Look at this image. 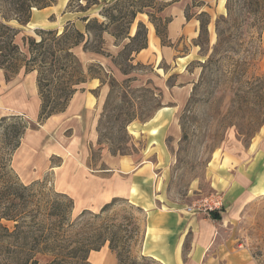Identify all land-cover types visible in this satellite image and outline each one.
<instances>
[{
	"label": "rangeland",
	"instance_id": "1",
	"mask_svg": "<svg viewBox=\"0 0 264 264\" xmlns=\"http://www.w3.org/2000/svg\"><path fill=\"white\" fill-rule=\"evenodd\" d=\"M157 1L166 3L171 0ZM78 3L85 5L84 0H74L69 10L70 13L69 11L65 12V7L61 11L63 14H72L65 15V18L72 16L67 22L74 23L78 30L83 31L84 29V24L78 19L79 17L88 16L89 18H96L99 22L104 20L99 15L102 6L92 7L88 12L82 14L74 12ZM201 3L204 5L201 6ZM225 4L226 0L223 9H218L215 6V0L211 2L183 0L186 16L195 19L200 12H206L210 21L207 27V39L203 36L198 40V32L195 39L182 40L178 49L179 54L176 57H189L177 61L181 65L176 70L171 62L167 63L160 59L156 63L155 56L157 53L152 54V48L140 53L138 57L132 55L133 59L130 62L125 56L119 55L118 57L123 43L114 46V38L108 34L103 35L105 52L112 56L110 60L113 67L118 71L114 73L110 69H104L103 72H92L93 75L96 74L101 78L103 85L108 89V93L97 109L95 124L97 143L102 145L96 144V146L91 147L88 158L89 167L95 168L99 165L102 151L111 155L110 151L121 149L132 157L140 156L146 147V139L144 133L141 134L136 131L139 125L152 118L161 107L171 106L174 101L180 100L183 104L176 112L174 130L164 140V148L169 155V160L161 167V170L155 171V174H158L155 180L162 181L164 184L161 190H164L167 196L166 203L178 204L183 209L193 206L206 196L214 194L210 190V184L216 182L219 175H224L223 170L234 168L237 163L232 156L236 157L244 153L264 126V32L262 35V55L257 66L251 72L247 74L233 72L234 64L229 60H220L215 65L207 63L212 47L216 43L214 23L217 16L225 13ZM123 8L128 7L124 5L121 10ZM167 8L161 14L165 18L170 17ZM50 19L52 20L54 17L51 16ZM67 22H64L62 26L59 25L55 30H42L61 33ZM125 22L126 19L119 20V25ZM138 22L143 23L146 30L150 26L153 27L145 14H138L129 28L130 35L135 33ZM13 26L19 29L15 41L21 51L26 53L23 38L32 37L39 40L35 31L40 29H34L29 23L26 26H17L16 24ZM210 26L214 32V38H212ZM133 28L134 32L132 33ZM199 42L202 47L196 45ZM169 46L172 47L170 43ZM82 53L85 52L80 47L74 49V54L82 63V69L86 70L91 63L95 62H90ZM234 58L236 59L237 55ZM117 64L119 69L116 67ZM121 70L125 71L126 75ZM21 72L23 69L12 77ZM42 72L47 81L53 76L50 68H46ZM112 78L117 83L111 88L110 80ZM85 84L76 86L77 91L70 96L63 107H57L59 111L54 115L68 113L75 94L84 92ZM161 84L164 86L163 89L159 87ZM170 86L181 90L188 88L187 93L164 98L163 92L168 91ZM147 88H156L160 93L154 90L156 95L158 94L154 97ZM50 91L51 94L59 95L52 87H50ZM97 93L98 90L93 91L94 95ZM23 119L28 123L24 133L38 130L46 121L36 124L37 116L34 120H29L25 116ZM128 120H132V122L127 125L126 130L119 131V124ZM8 123L11 126L17 122L12 120ZM14 126L18 128V125ZM15 132L16 129L13 128H7L0 132V191L5 192L9 198L8 203L3 204V207L5 210L7 207L10 208L6 211L9 216H16V219H0V264H20L22 262V258H20L19 262L15 263V257L11 254V246L13 245L21 247V250L22 247L33 248L34 250L39 248L36 245L35 236L40 234L39 222L43 219L46 206L51 204L60 205L62 209L60 211L66 212L67 209L69 214V220L65 223L71 224V226L66 227L68 232L63 236L65 239L59 238L68 247L78 242L90 243L96 234L95 232L99 227H102L104 221V224L111 226V230L118 231L119 250L129 252L130 257L127 256L125 264H132L133 258L144 256L141 253V248L146 228L145 211L119 197L102 214H100V209L105 204L98 210H94L93 205L83 206V209H79L75 205L74 196L60 190L66 184H56L55 182L56 173L53 167L61 164L63 158H50L48 160L49 167L44 168L42 172L38 173L39 175L34 172L28 174V177L26 174L21 176L12 162L13 155L18 149L12 150ZM99 133L101 138H99ZM49 135L45 140L36 139L29 143H42L43 150L47 142L54 141V133L51 132ZM69 137H71L70 131H64L59 138H55L59 142L65 141L61 144V151L66 147L69 148L67 146ZM39 158V156H33L31 159L33 167L31 166L30 169L32 171L36 170L33 169L34 165L40 164ZM151 159L154 160V155ZM162 170L164 171L163 174L160 173ZM3 178L8 184H1V180L4 181ZM219 195L221 196V194ZM66 204L67 208H64ZM69 206H72L71 209ZM168 207L172 206L169 205ZM5 210L0 208V213H4ZM83 211H85V216L81 219L79 215ZM94 215L98 217L94 218ZM16 220L20 224L22 223L23 232H29L33 235L32 238L26 239L27 244L23 243L22 235L18 239L8 236V233L14 230ZM224 230L226 233L222 234L220 241L234 240L236 247L244 250L250 260L254 261L255 264H264V195L247 200L238 206L234 215L227 219ZM94 255L97 256L98 260L93 259ZM84 258H86L85 262L78 261L76 264H103V262L104 264L106 262L117 264L115 254L109 249L108 243H105L98 251L88 252ZM38 264H43V262L40 261Z\"/></svg>",
	"mask_w": 264,
	"mask_h": 264
},
{
	"label": "crops",
	"instance_id": "2",
	"mask_svg": "<svg viewBox=\"0 0 264 264\" xmlns=\"http://www.w3.org/2000/svg\"><path fill=\"white\" fill-rule=\"evenodd\" d=\"M99 1L111 3L115 0ZM172 1L174 3L167 8L170 16L167 40L172 47L162 46L150 26L147 29V48L136 55L138 57L140 53L152 48V54L157 53L156 63L160 59L171 62L176 70L181 65L177 61L189 57H176L179 54V46L183 39H195L199 32V22L193 18L186 19L183 0L169 2ZM66 2L67 0H57L53 7L33 10L29 24L34 29H57L72 17L65 18V15L72 14L61 12ZM224 2L225 0H215V6L223 9ZM51 16L54 19L51 20ZM210 29L214 38L211 26ZM82 55L90 62L99 63L103 69H110L114 73L118 71L113 67L110 58L93 53ZM159 87L163 89L164 86L161 84ZM187 89L170 86L168 91L163 92V97L187 93ZM94 90H98L97 95L93 94ZM107 93V87L98 79H89L85 84V91L75 94L68 113L51 116L34 132L26 131L13 155L12 162L16 171L21 176L26 174L28 177V174L34 172L39 175L44 168L49 167L50 158H63L61 164L53 167L56 173L55 182L66 184L60 190L73 195L75 205L79 209L93 205L94 210H98L117 197L139 207L145 211L146 220L141 253L159 264H255L244 250L236 247L234 240L220 241V238L226 233L224 227L227 219L234 215L238 206L264 195V126L244 153L232 156L236 162L233 161L237 163L234 168L223 170L224 175H216L218 180L210 184L212 193L221 194L223 199V209L218 212L219 220H213L207 216L188 214L178 204L166 203L167 196L165 191L161 190L164 184L155 180L158 176L155 171L161 170L169 160L164 140L174 130L176 112L183 104L180 100L174 101L171 106L161 107L152 118L139 125L136 131L144 133L146 139V147L140 156H112L102 151L99 165L95 168L89 167V151L97 144V109ZM39 109L36 73H25L23 70L20 74L6 79L0 69V122L12 116H25L34 120ZM64 131H70L71 137L67 139L69 148L63 149L62 153L60 148L65 141L59 142L55 138H59ZM51 132L54 133V141L47 142L43 150L42 143H29L36 139L45 140ZM153 155L154 160L151 159ZM33 156L40 157V164L34 165L35 171L30 169ZM160 173L163 174L164 171ZM94 256L93 259H97V256Z\"/></svg>",
	"mask_w": 264,
	"mask_h": 264
},
{
	"label": "trees",
	"instance_id": "3",
	"mask_svg": "<svg viewBox=\"0 0 264 264\" xmlns=\"http://www.w3.org/2000/svg\"><path fill=\"white\" fill-rule=\"evenodd\" d=\"M84 1L85 5L78 3L74 12L85 14L92 7L102 6L99 12V15L104 19L102 22H99L96 18L82 16L78 19L84 24L83 31L78 30L72 22H67L61 33L51 30H36L35 34L39 40L32 37L23 38L26 45L25 53L21 51L15 41L19 29L12 24L26 26L31 19L33 10L39 11L53 7L56 5L57 0H0V69L4 72L6 79H9L21 69L25 73L36 72V84L40 99L36 124L57 113L59 111L57 107H63L70 96L77 91L76 86L86 83L89 79H98L103 84L98 75L92 74L95 71L103 72V67L99 63H91L86 70L82 69V63L74 54V49L80 47L85 53H95L106 58H112L104 49L103 35L108 34L114 38L115 46L123 43L118 57L119 55L125 56L129 62L132 61V55H136L147 48V30L143 23H137L134 35L131 36L129 33V28L138 14H145L148 17L161 45L169 46L167 25L170 22V17L165 18L161 14L174 1L164 3L157 0H116L112 4L101 3L99 0ZM73 3L74 0L68 1L65 12L70 10ZM124 5L128 8L121 10ZM203 5L201 3V6ZM185 17L187 20L191 19L186 15ZM123 19H126V22L119 25V20ZM195 20L199 22L198 40L203 36L207 39V27L210 21L208 14L200 12ZM214 31L216 43L212 47L207 63L215 65L220 60H229L234 64L233 72L243 74L251 72L257 66L262 55L264 0H226L225 13L217 16ZM196 45L202 47L200 42ZM236 55L237 58L235 59ZM116 67L118 68L119 65L117 64ZM46 68H50L53 72L52 78L48 81L44 78L42 72ZM121 72L126 75L125 71L121 70ZM116 83L115 79L112 78L110 80L111 88ZM50 87L59 95L51 94ZM147 89L154 97L158 96L154 92V90L158 91L156 88ZM12 120L17 123L10 126L8 122ZM131 122L132 120H128L120 123L119 131H125L127 125ZM14 125H18V128ZM27 125L28 123L22 116H12L1 120L0 132L7 128L16 129L12 150L19 147ZM99 138H101L100 133ZM97 144L102 145L101 143ZM110 154L112 156L127 155L121 149L110 151ZM1 184L8 183L4 179V181L1 180ZM7 197L8 195L5 192L0 191V208L4 210L3 204L6 205L5 203H8L7 200L9 199ZM116 200L117 198H114L110 203L105 204L100 209V214L104 213ZM69 207L71 209L72 206ZM64 208H67V204ZM9 209L7 207L4 213H0L2 215L0 219H16V216L7 214L6 211ZM60 210H62L60 205L51 204L46 206L43 219L38 225L41 232L38 236H35L36 245L39 246L37 250L26 247H22L21 250V247L11 246V254L15 257V263H18L22 258L20 264H28L29 262L38 264L40 261L43 264H76L78 261L85 262L86 258L84 257L88 252L98 251L105 243H108L109 249L114 252L117 264L126 263L129 252L119 250L118 231L111 230V226L104 224V221L102 227H99L95 232L96 234L92 237L93 240H90V243L78 242L70 247L66 243H62L61 241L65 239L63 236L68 232L66 227H70L71 224L65 223L69 220L67 209L66 212ZM84 212L79 215L81 219L85 216ZM97 217V215H94V218ZM210 218L219 220V215L217 212H213L210 214ZM16 221L14 230L8 233V236L18 239L22 235L23 243L27 244L26 239L32 238L33 235L29 232H23L22 223ZM4 229L7 232L5 227ZM60 237L63 240L59 239ZM132 264L159 263L149 257L140 256L133 258Z\"/></svg>",
	"mask_w": 264,
	"mask_h": 264
},
{
	"label": "built area",
	"instance_id": "4",
	"mask_svg": "<svg viewBox=\"0 0 264 264\" xmlns=\"http://www.w3.org/2000/svg\"><path fill=\"white\" fill-rule=\"evenodd\" d=\"M222 209L223 199L217 193L204 197L193 206L184 208L185 212L188 214L202 215L207 217H210V214L213 212H220Z\"/></svg>",
	"mask_w": 264,
	"mask_h": 264
}]
</instances>
